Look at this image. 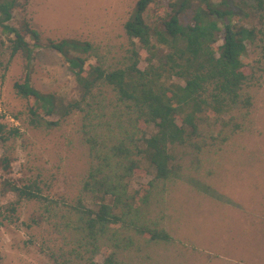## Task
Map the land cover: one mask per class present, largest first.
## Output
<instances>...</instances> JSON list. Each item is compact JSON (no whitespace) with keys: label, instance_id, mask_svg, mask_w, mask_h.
Segmentation results:
<instances>
[{"label":"trees","instance_id":"1","mask_svg":"<svg viewBox=\"0 0 264 264\" xmlns=\"http://www.w3.org/2000/svg\"><path fill=\"white\" fill-rule=\"evenodd\" d=\"M160 1L137 0L124 24L128 54L110 65L90 41L43 42L26 13L17 27L14 13L25 12L28 0H0V65L6 49L25 59L14 89L29 104L30 124L56 126L81 113L89 146L90 165L74 201L48 197L35 183H4L19 199L40 203L32 221L52 230L54 264H151L154 248L173 240L163 201L182 174L176 149L219 150L250 115L257 74L244 57L264 41V0H168L150 18ZM252 16L256 24L242 21ZM41 48L61 54L78 96L66 100L33 84ZM142 174L151 179L135 187Z\"/></svg>","mask_w":264,"mask_h":264},{"label":"rangeland","instance_id":"2","mask_svg":"<svg viewBox=\"0 0 264 264\" xmlns=\"http://www.w3.org/2000/svg\"><path fill=\"white\" fill-rule=\"evenodd\" d=\"M136 3L28 0L25 12L15 11L14 24L19 27L26 13L43 42L49 38L90 41L103 61L115 65L122 63L131 46L124 24ZM167 5L168 0H161L148 16L152 18ZM242 21L256 24L257 19L252 16ZM244 60L257 74L251 87L254 105L250 115L242 131L219 150L176 149V162L183 170L169 183L163 201L173 240L154 248L151 264H264V41L250 45ZM2 61L0 264H54L49 255L52 230L44 222L38 225L32 221L41 215L40 203L19 199L4 183H35L48 197L74 201L91 160L82 133V115L72 113L56 126H32L29 104L14 89V82L26 70L25 59L21 54L11 57L6 49ZM32 81L38 89L61 93L66 100L78 96L67 63L50 49L36 52ZM150 179V174L138 175L133 185L140 187ZM12 207L16 210L11 211Z\"/></svg>","mask_w":264,"mask_h":264}]
</instances>
